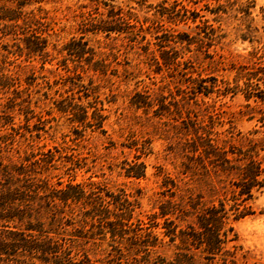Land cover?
I'll return each mask as SVG.
<instances>
[{"label": "rangeland", "instance_id": "1", "mask_svg": "<svg viewBox=\"0 0 264 264\" xmlns=\"http://www.w3.org/2000/svg\"><path fill=\"white\" fill-rule=\"evenodd\" d=\"M24 10L39 38L0 31V157L39 160L51 187L124 191L132 221L154 224L162 241L153 257L173 262L166 216L187 227L205 205L233 202L237 177L215 170L207 138L264 168V0H30ZM73 39L87 41L83 56L69 53L83 45ZM173 203L183 218L161 216ZM247 204L252 213L230 221L228 261L264 264V187ZM67 209L78 257L116 255L109 234L90 236L81 203Z\"/></svg>", "mask_w": 264, "mask_h": 264}, {"label": "trees", "instance_id": "2", "mask_svg": "<svg viewBox=\"0 0 264 264\" xmlns=\"http://www.w3.org/2000/svg\"><path fill=\"white\" fill-rule=\"evenodd\" d=\"M29 1L0 0V31L3 35L22 29L30 31L29 36L39 38L34 31L35 15L24 10ZM78 43L83 44L81 48L70 47L69 53L81 57L87 52L84 45L88 43L73 39L70 46ZM69 105L82 106L79 103ZM205 143V156H214L210 163L215 170L233 173L237 177L231 190L230 199L233 202L229 206L225 200L205 205L196 212V220L187 227L179 226L174 219L166 216L175 213L177 208L182 212L178 217L183 218L187 211L176 203H173L172 209L161 206L160 214L166 216L164 234L173 243L178 240L174 261L168 264H192L196 255L191 252L192 248L198 249L209 261L208 264H231L228 259L232 252L226 244L236 234L230 221L252 213L247 201L253 197L254 190L264 187V168L259 160L249 157L247 161L238 163L246 156L231 159L227 151L215 145L211 138L208 137ZM41 166L44 164L39 160L29 165L24 162L9 164L0 157V264L165 263L164 257H153L154 247L162 242L151 228L154 224L143 226L140 218L132 221L135 203L124 191L114 193L104 187L85 190L73 183L60 188L51 187L46 178L37 176L41 173ZM141 166L144 167L143 164ZM128 172L131 173V170ZM143 174L144 169H141L130 175ZM73 203H81L80 221L90 224V236L99 235L104 239L109 234V242L116 255L108 261L98 262L87 253L78 257L73 239L63 234L65 224L73 223L67 209ZM122 243L125 246L127 243V252L121 247ZM132 250L136 255L131 256Z\"/></svg>", "mask_w": 264, "mask_h": 264}]
</instances>
